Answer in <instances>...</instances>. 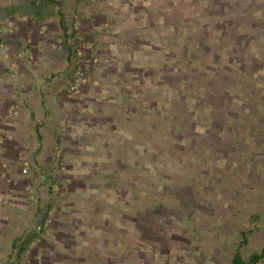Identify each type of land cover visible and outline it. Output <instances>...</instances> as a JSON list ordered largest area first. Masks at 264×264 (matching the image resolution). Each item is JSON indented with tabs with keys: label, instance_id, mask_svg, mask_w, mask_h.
Here are the masks:
<instances>
[{
	"label": "rangeland",
	"instance_id": "obj_1",
	"mask_svg": "<svg viewBox=\"0 0 264 264\" xmlns=\"http://www.w3.org/2000/svg\"><path fill=\"white\" fill-rule=\"evenodd\" d=\"M104 1L111 3L110 16L104 22L78 19L72 34L79 39L77 55L96 38H102V50L90 45L93 50L82 49L83 58L76 55L71 65L87 66L89 77L104 69L115 86L109 117L118 129L110 134L122 141L109 146L101 176L88 174L94 189L85 202L108 204L100 210L111 221L107 247L119 257L111 250L104 261L65 251V260H55L232 264L237 252L245 260L261 253L264 0H98L97 8ZM33 3L0 0V14L15 16L4 18L11 37L21 12L38 9L40 3ZM4 45L24 57L16 41ZM87 164L90 173L94 163ZM54 212L52 207L47 225L40 224L42 231L39 223L33 227L38 242L15 253L11 264L51 262L35 252L54 227ZM124 226L116 248V230Z\"/></svg>",
	"mask_w": 264,
	"mask_h": 264
},
{
	"label": "crops",
	"instance_id": "obj_2",
	"mask_svg": "<svg viewBox=\"0 0 264 264\" xmlns=\"http://www.w3.org/2000/svg\"><path fill=\"white\" fill-rule=\"evenodd\" d=\"M96 1L41 0L36 11H24L17 17L18 29L12 37L4 24L8 13L0 14V137L4 139L0 145V264H11L15 253L22 255L38 242L33 227L47 225L45 217L52 207L54 227L35 252L38 260L51 257V262L44 264H58L55 259L61 256L65 260V251L76 252L75 257L86 251L100 261L112 255L107 247L111 221L106 220L108 214L100 213L108 204L85 200L94 189L87 185L88 174L101 176L100 163L103 167L110 161L109 146L122 141L110 134V129H118L109 117L115 86L104 76V69H95L87 87L69 90L72 48L79 40L72 39L77 20L104 22L110 16L106 9L111 3L104 1L97 8ZM42 26L46 29L40 33ZM101 40L92 39L81 46L77 59L83 58L82 49H92L90 45L102 50ZM13 41L22 50V59L5 50L4 44ZM12 107L16 115L10 112ZM88 161L94 163L90 173ZM24 167H28L27 175L22 173ZM116 232L118 239L113 245L119 248V240L126 236L125 226ZM64 260L60 264H69Z\"/></svg>",
	"mask_w": 264,
	"mask_h": 264
},
{
	"label": "built area",
	"instance_id": "obj_3",
	"mask_svg": "<svg viewBox=\"0 0 264 264\" xmlns=\"http://www.w3.org/2000/svg\"><path fill=\"white\" fill-rule=\"evenodd\" d=\"M72 49H73L72 50V52H73V59H75V61H76V51H75L74 48H72ZM85 67H87V66H85ZM85 67H81L78 70L77 69L74 70L75 68L73 69L74 71L70 75L71 78H70V82H69V90L71 92H78L79 90L82 89V87L84 86V84L90 80L91 77L88 76L87 68H85ZM10 112L12 114H14V115H16L18 113L17 110L15 108H13V107L10 109ZM3 142H4V139L2 137H0V145ZM28 171H29L28 170V167H24L22 169V173H24V174H28ZM49 221H50V219H49ZM42 230H43V225H40L39 224L37 226V232H40Z\"/></svg>",
	"mask_w": 264,
	"mask_h": 264
},
{
	"label": "trees",
	"instance_id": "obj_4",
	"mask_svg": "<svg viewBox=\"0 0 264 264\" xmlns=\"http://www.w3.org/2000/svg\"><path fill=\"white\" fill-rule=\"evenodd\" d=\"M33 4L37 2L42 6L41 0H33ZM264 257V249L259 254L252 255L248 260H245L242 255L237 252L233 258L232 264H255Z\"/></svg>",
	"mask_w": 264,
	"mask_h": 264
}]
</instances>
